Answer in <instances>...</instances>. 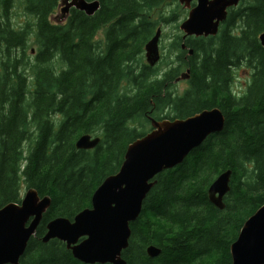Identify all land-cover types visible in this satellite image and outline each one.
<instances>
[{
  "label": "trees",
  "instance_id": "obj_1",
  "mask_svg": "<svg viewBox=\"0 0 264 264\" xmlns=\"http://www.w3.org/2000/svg\"><path fill=\"white\" fill-rule=\"evenodd\" d=\"M58 1L0 0V207L20 201L23 184L51 198L20 264H85L62 241H41L46 223L90 206L149 117L212 107L222 111L223 128L155 176L122 256L127 264H231L230 243L264 204V0H240L217 35L188 36L185 49L178 35L153 66L143 60L144 44L179 16L160 11L176 3L182 12L177 0H98L93 15L71 8L59 24L50 20ZM187 67L177 94L173 80ZM244 68L250 80L235 89ZM84 133L100 137L94 148H75ZM226 169L230 190L218 209L207 188ZM149 244L157 256L146 254Z\"/></svg>",
  "mask_w": 264,
  "mask_h": 264
},
{
  "label": "water",
  "instance_id": "obj_2",
  "mask_svg": "<svg viewBox=\"0 0 264 264\" xmlns=\"http://www.w3.org/2000/svg\"><path fill=\"white\" fill-rule=\"evenodd\" d=\"M177 1L187 11L179 23L183 49L188 36L217 35L228 9L240 2ZM71 8L91 16L100 8V2L59 0L50 20L58 24L64 22ZM160 32L158 27L144 44V57L150 66L160 59ZM258 40L264 46V31L258 34ZM192 53L189 48L187 54ZM189 73L187 67L173 81L187 80ZM148 120L150 130L127 144L118 170L104 177L95 188L90 206L79 210L72 219L64 216L50 219L41 236L42 242L61 240L71 255L83 263L127 264L122 252L129 244L130 222L140 214L144 198L156 183L155 176L180 164L207 136L219 132L225 118L218 107H212L184 118L157 120L149 117ZM99 141V136L84 133L76 139L75 148L92 149ZM230 179L231 170L226 169L207 188L208 200L218 209L225 206L224 197L230 190ZM50 203V196H40L35 188L26 187L19 202H8L0 207V264H20L19 259ZM145 252L149 257H155L160 249L149 244ZM229 253L231 264H264V204L244 220L230 243Z\"/></svg>",
  "mask_w": 264,
  "mask_h": 264
},
{
  "label": "rangeland",
  "instance_id": "obj_3",
  "mask_svg": "<svg viewBox=\"0 0 264 264\" xmlns=\"http://www.w3.org/2000/svg\"><path fill=\"white\" fill-rule=\"evenodd\" d=\"M177 3L179 4L178 1H177ZM175 4H170V6H163L160 8V11L162 13H164V16H167L170 13V10L172 8L176 9L177 14L180 13L179 16H177L176 19L172 20L170 23L166 24V23L161 22L160 26H158L161 30L160 39H159L160 57L162 55V46L163 45H169V43L173 42L178 35L180 37L182 35V32L179 29V23L186 17L187 11L179 4V6H181L179 10H182V12H179L177 7H175ZM192 5H194V4H192ZM20 12H22L21 8L14 7L13 18H14L15 22L20 23L23 20V16L20 15ZM159 14L160 13L158 12L157 15H159ZM102 33H103V30H100L98 32L97 38L101 37ZM33 52H34V50H32V53ZM143 60L146 61V59L144 57V52H143ZM249 80H250L249 72L245 68L241 69L236 76V80L234 83L235 89L238 88V90H239L242 87L244 88L245 85L249 82ZM186 86H187L186 80H180L178 82H175L173 88L176 91V93L179 94L183 91L184 88H186ZM138 128H140V127H138ZM149 128H151L150 123H148L146 121V126H144V128L142 127V129H145V131H149ZM25 187H26V185L23 184L21 194H23Z\"/></svg>",
  "mask_w": 264,
  "mask_h": 264
},
{
  "label": "flooded vegetation",
  "instance_id": "obj_4",
  "mask_svg": "<svg viewBox=\"0 0 264 264\" xmlns=\"http://www.w3.org/2000/svg\"><path fill=\"white\" fill-rule=\"evenodd\" d=\"M88 207H89V206H88ZM72 218H73V217H72ZM72 218H71V219H72ZM130 223H131V222H130ZM80 239H82V238H80ZM80 239H79V240H80ZM60 241H61V240H60ZM63 243H64V242H63ZM64 244H65V243H64ZM65 247H66V245H65ZM69 251H70V250H69ZM80 262H81V261H80ZM82 263H83V262H82ZM85 264H88V263H85ZM100 264H101V263H100Z\"/></svg>",
  "mask_w": 264,
  "mask_h": 264
}]
</instances>
